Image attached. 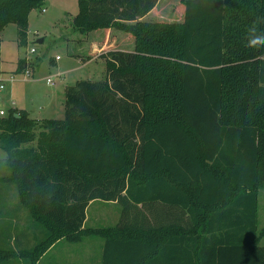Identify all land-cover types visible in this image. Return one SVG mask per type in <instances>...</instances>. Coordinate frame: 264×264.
Listing matches in <instances>:
<instances>
[{
    "label": "trees",
    "instance_id": "obj_1",
    "mask_svg": "<svg viewBox=\"0 0 264 264\" xmlns=\"http://www.w3.org/2000/svg\"><path fill=\"white\" fill-rule=\"evenodd\" d=\"M45 1L0 0V67L4 29L27 43ZM158 1L80 0L77 29L134 48L67 85L63 119L0 116V264L89 236L105 239L102 264H264V47H245L264 0H180L181 21L144 19ZM95 200L117 201L115 226L86 224Z\"/></svg>",
    "mask_w": 264,
    "mask_h": 264
},
{
    "label": "rangeland",
    "instance_id": "obj_2",
    "mask_svg": "<svg viewBox=\"0 0 264 264\" xmlns=\"http://www.w3.org/2000/svg\"><path fill=\"white\" fill-rule=\"evenodd\" d=\"M80 7V0H46L40 7L33 8L29 15L27 43L24 44L19 43L15 23H10L4 29L1 34L3 47L0 69L5 76L16 74L20 78L9 81L4 91L0 92V108L25 109L34 118L63 119L67 85H74L82 79L105 78L104 57L89 59L86 57L88 53L86 50H79L83 48L81 46H86L82 41L88 34L75 26V16L79 13ZM152 12L144 19L153 21L183 19L180 0H159ZM42 37L44 41L39 42L38 39ZM33 47L36 52L31 51ZM80 55L86 58L80 60ZM19 60H24L26 67L31 69L30 76L25 77L26 68L21 72L16 71ZM49 77L54 80L53 84L48 81ZM5 158V151L0 148V160L3 161ZM87 213L90 217L88 225L92 227L115 226L121 217L119 204H108L102 200L93 203ZM258 221L262 230L264 188L259 190ZM30 240L32 244L35 243L34 236ZM104 244L105 239L100 236H89L78 243L64 241L44 258L43 264H102ZM260 245L264 246V236L260 240Z\"/></svg>",
    "mask_w": 264,
    "mask_h": 264
},
{
    "label": "crops",
    "instance_id": "obj_3",
    "mask_svg": "<svg viewBox=\"0 0 264 264\" xmlns=\"http://www.w3.org/2000/svg\"><path fill=\"white\" fill-rule=\"evenodd\" d=\"M154 9H155V7L143 18H147L149 15H151V13H153L152 11ZM43 41H44V38H43ZM82 42H84V44L86 46L85 47H84V45L81 46L83 48H81L79 50H82V51L86 50V52H88L86 57L89 59L103 57L102 55L106 54L110 50H119V49H121V50H132L134 48V38H132L129 34H127L125 32H121V31L119 32V31L111 30V29H109V30L102 29V30L91 31L87 34V37L84 38ZM2 47H3V41H2L1 49H2ZM86 57L80 55V60L85 59ZM2 73H3V71H2ZM3 74H5V73H3ZM10 108H13V107H10ZM0 109H4V108H0ZM8 110H5V111L7 112ZM37 118H39V117H37ZM96 201L97 200L90 202V204L87 208V211L91 207V205L93 203H95ZM105 202L108 204L112 203L114 205L118 204L117 201H105ZM120 211H121V207H120ZM89 220H90V217L88 216V213H87L86 224H88ZM64 241L65 240L61 239V240L55 242L46 251V253L44 254L45 257L47 255H49L58 245H60ZM66 242H69V241H66ZM45 257L42 256L40 261H38L37 264H43V260ZM71 261H73V258H71Z\"/></svg>",
    "mask_w": 264,
    "mask_h": 264
},
{
    "label": "clouds",
    "instance_id": "obj_4",
    "mask_svg": "<svg viewBox=\"0 0 264 264\" xmlns=\"http://www.w3.org/2000/svg\"><path fill=\"white\" fill-rule=\"evenodd\" d=\"M259 24H264V18H257L254 24L248 28L247 43L245 47L252 50L264 47V31H260L257 28V25Z\"/></svg>",
    "mask_w": 264,
    "mask_h": 264
},
{
    "label": "built area",
    "instance_id": "obj_5",
    "mask_svg": "<svg viewBox=\"0 0 264 264\" xmlns=\"http://www.w3.org/2000/svg\"><path fill=\"white\" fill-rule=\"evenodd\" d=\"M44 10L45 9H43V11ZM31 51L36 52L37 50L33 47V48H31ZM57 58H59V56H57ZM28 63H30V62H28ZM31 73H32L31 69L29 67H26L25 73H24L25 77L27 75L30 76ZM19 78H20V76H18L16 74H10L9 76H5V74L0 73V92L4 91V89L7 87V83L9 81H14V80L19 79ZM48 81L52 84L54 83V80L51 77L48 78ZM5 113H6V111L4 109H0V116H3Z\"/></svg>",
    "mask_w": 264,
    "mask_h": 264
},
{
    "label": "water",
    "instance_id": "obj_6",
    "mask_svg": "<svg viewBox=\"0 0 264 264\" xmlns=\"http://www.w3.org/2000/svg\"><path fill=\"white\" fill-rule=\"evenodd\" d=\"M38 41H39V42H42V41H43V38H40Z\"/></svg>",
    "mask_w": 264,
    "mask_h": 264
}]
</instances>
